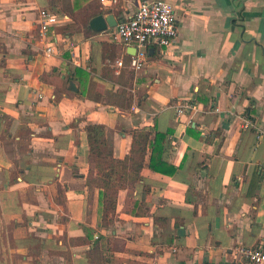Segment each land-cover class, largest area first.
Instances as JSON below:
<instances>
[{
    "label": "crops",
    "instance_id": "1",
    "mask_svg": "<svg viewBox=\"0 0 264 264\" xmlns=\"http://www.w3.org/2000/svg\"><path fill=\"white\" fill-rule=\"evenodd\" d=\"M142 1L0 0V264H250L233 249L264 250V0H165L177 37L133 71L117 63L135 47L110 32ZM40 10L67 17L45 37L56 56ZM98 15L106 31L89 28ZM148 131L166 134L171 176L149 169L148 142L139 152Z\"/></svg>",
    "mask_w": 264,
    "mask_h": 264
},
{
    "label": "built area",
    "instance_id": "2",
    "mask_svg": "<svg viewBox=\"0 0 264 264\" xmlns=\"http://www.w3.org/2000/svg\"><path fill=\"white\" fill-rule=\"evenodd\" d=\"M118 0H99L102 5L115 4ZM67 19L64 15L49 13L40 10L37 16V36L44 44L43 52L48 56H56L60 52L59 42L54 40L46 43L45 37L49 30L61 25ZM177 19L173 6L165 0H144L124 20L118 22L110 32L113 42L135 47L134 55L130 56L128 63H117L118 67L128 66L133 71H141L147 63L149 47L158 46L164 49L174 43L178 29ZM62 44V42H61ZM189 108L190 105H184ZM178 114L182 107L178 108ZM250 124V123H248ZM234 254L241 260L250 264H264V250L259 247L237 245Z\"/></svg>",
    "mask_w": 264,
    "mask_h": 264
},
{
    "label": "trees",
    "instance_id": "3",
    "mask_svg": "<svg viewBox=\"0 0 264 264\" xmlns=\"http://www.w3.org/2000/svg\"><path fill=\"white\" fill-rule=\"evenodd\" d=\"M149 132V131H148ZM148 134L141 133L139 136L140 142L138 145L140 146L139 152L142 153V147L143 145H146L148 142V148H149V164L148 167L151 171L171 176L174 171L175 167L171 164H168L162 157L164 152V144L166 141V134L155 132L153 138L150 140ZM142 140V141H141ZM137 144V143H136Z\"/></svg>",
    "mask_w": 264,
    "mask_h": 264
},
{
    "label": "water",
    "instance_id": "4",
    "mask_svg": "<svg viewBox=\"0 0 264 264\" xmlns=\"http://www.w3.org/2000/svg\"><path fill=\"white\" fill-rule=\"evenodd\" d=\"M111 26L109 19H105L102 15L92 18L89 22V28L94 32L106 31Z\"/></svg>",
    "mask_w": 264,
    "mask_h": 264
}]
</instances>
